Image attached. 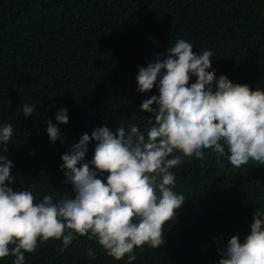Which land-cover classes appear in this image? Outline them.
<instances>
[{
  "label": "trees",
  "instance_id": "16d2710c",
  "mask_svg": "<svg viewBox=\"0 0 264 264\" xmlns=\"http://www.w3.org/2000/svg\"><path fill=\"white\" fill-rule=\"evenodd\" d=\"M180 39L197 54L213 53L217 78L226 74L264 90V0H0V127H13L0 154L13 163L9 186L31 191L37 202L45 195L58 201L72 194L61 156L82 134L135 124L146 135L152 114L140 104L158 88L140 93L136 76ZM25 104L35 108L29 117ZM60 108L67 109V124L56 121ZM49 121L61 132L55 144ZM94 148L92 141L82 163ZM204 154L171 169L184 203L163 226L164 244L136 248L132 264H218V249L233 235L243 241L255 209L264 211V165L250 160L234 168L224 158L218 164L210 150ZM61 247V240L41 242L25 253V264H129L88 236ZM13 261L8 256L0 264Z\"/></svg>",
  "mask_w": 264,
  "mask_h": 264
},
{
  "label": "clouds",
  "instance_id": "9594fccd",
  "mask_svg": "<svg viewBox=\"0 0 264 264\" xmlns=\"http://www.w3.org/2000/svg\"><path fill=\"white\" fill-rule=\"evenodd\" d=\"M192 49L180 39L139 68L137 91L158 88V95L140 104L141 111L152 114L146 135L135 124L115 131L104 125L82 134L62 154L60 168L71 195L65 192L58 201L45 195L37 202L31 191L14 190L9 186L15 182L13 163L0 154V259L12 256L13 264H25V253L35 252L41 242L61 240L63 251L78 236H88L107 255L127 256L132 264L136 248L164 244L163 226L185 200L173 191L171 169L185 158L203 161L204 150H210L218 164L224 158L234 168L250 160L264 165V90L234 83L226 74L217 78L213 53ZM34 109L25 104L24 116ZM56 121L69 122L66 108L58 109ZM46 132L51 143L61 140L51 121ZM12 135L11 124L0 127L3 153ZM92 141L94 155L82 163ZM218 252V264H264V211L255 209L243 241L233 235ZM88 255L95 256L91 248Z\"/></svg>",
  "mask_w": 264,
  "mask_h": 264
}]
</instances>
